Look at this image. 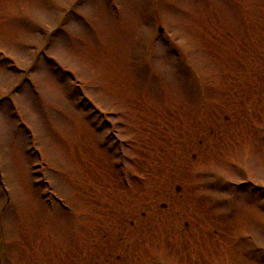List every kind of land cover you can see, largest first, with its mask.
Instances as JSON below:
<instances>
[{"label": "rangeland", "instance_id": "obj_1", "mask_svg": "<svg viewBox=\"0 0 264 264\" xmlns=\"http://www.w3.org/2000/svg\"><path fill=\"white\" fill-rule=\"evenodd\" d=\"M262 260L264 0H0V264Z\"/></svg>", "mask_w": 264, "mask_h": 264}, {"label": "snow or ice", "instance_id": "obj_2", "mask_svg": "<svg viewBox=\"0 0 264 264\" xmlns=\"http://www.w3.org/2000/svg\"><path fill=\"white\" fill-rule=\"evenodd\" d=\"M153 0H131V3L133 5H141L144 8H149L152 5ZM154 71L156 72L157 75H164V74H168V73H174V68H170L167 66H163L159 69H154ZM239 183H244L243 181L239 182ZM261 264H264V260L261 261Z\"/></svg>", "mask_w": 264, "mask_h": 264}, {"label": "flooded vegetation", "instance_id": "obj_3", "mask_svg": "<svg viewBox=\"0 0 264 264\" xmlns=\"http://www.w3.org/2000/svg\"><path fill=\"white\" fill-rule=\"evenodd\" d=\"M179 189V188H178Z\"/></svg>", "mask_w": 264, "mask_h": 264}]
</instances>
